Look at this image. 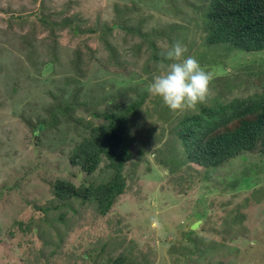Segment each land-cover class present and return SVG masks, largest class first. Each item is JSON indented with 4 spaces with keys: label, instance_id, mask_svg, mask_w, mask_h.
<instances>
[{
    "label": "rangeland",
    "instance_id": "374dc122",
    "mask_svg": "<svg viewBox=\"0 0 264 264\" xmlns=\"http://www.w3.org/2000/svg\"><path fill=\"white\" fill-rule=\"evenodd\" d=\"M132 6L126 23L120 15ZM41 18L70 19L80 31ZM196 23L182 0H0V264H110L120 254L125 264H264V155L172 170L176 161L168 158L182 150L173 127L182 115L148 92L159 58L186 28L185 56L212 74L215 96L252 93L264 52L209 48L200 35L191 42ZM105 28L113 29L103 35ZM144 92L130 121L126 189L110 212L101 216L79 201L58 206L55 180L78 186L108 179L106 161L89 176L69 163L89 127L102 122L96 114ZM52 116L57 124L49 128ZM201 238L208 243L195 245Z\"/></svg>",
    "mask_w": 264,
    "mask_h": 264
},
{
    "label": "trees",
    "instance_id": "16d2710c",
    "mask_svg": "<svg viewBox=\"0 0 264 264\" xmlns=\"http://www.w3.org/2000/svg\"><path fill=\"white\" fill-rule=\"evenodd\" d=\"M195 3L189 4L187 0H182L185 7H190L192 12L199 16L200 25H194V29L198 28L199 32L190 38L191 42L195 36L200 35L201 45L209 48L223 46L226 51H241L247 54L264 52V0H195ZM171 6L170 4L169 7ZM132 9L134 6L125 7L123 15H120L126 23L128 20L124 15ZM40 21L45 24L68 26L73 35L80 31L79 26L73 25L70 19H64L59 24L50 23L47 18H41ZM111 29L105 28L103 35ZM171 31H175V26L171 27ZM179 31L185 34L179 39L182 42L189 31L186 28H180ZM86 32L96 31L90 29ZM150 46L153 50L156 49L155 43ZM162 59L159 58L160 61ZM235 72L234 76H237L236 80L240 82V70ZM255 76L250 87L252 94L244 98L224 100L221 92L208 104L199 105L197 112L182 114L173 127L182 149L176 156L181 155V158L178 160L175 155L171 159L168 158V162L176 161L171 165L172 170L174 165L176 168L183 165L188 168L192 165L205 169L218 168L243 153L264 155V72ZM236 80L233 86L237 83ZM247 84L246 79L245 85ZM224 90L230 93L231 88L224 87ZM146 96V92L138 94L135 100L122 108L112 104L114 109L96 114L102 122L89 127L87 136L73 148L69 163L89 176L106 161V169L110 171L108 179L101 183H82L78 186L69 181L55 180L50 183V189L59 203L58 206L67 207L70 201H79L81 205H95L97 213L101 216L110 212L117 198L126 189L122 171L125 164L133 158L131 146L134 142L130 137V121L139 113ZM69 110L73 108L65 107V112ZM49 114L51 115V112ZM55 124L56 116H52L49 128ZM37 128L45 129L43 122L37 124ZM222 232L226 233L227 230ZM203 242L207 241L201 238L195 245ZM198 248L197 255H201L202 250ZM110 264H125V254H120ZM143 264L148 262L144 261Z\"/></svg>",
    "mask_w": 264,
    "mask_h": 264
},
{
    "label": "clouds",
    "instance_id": "9594fccd",
    "mask_svg": "<svg viewBox=\"0 0 264 264\" xmlns=\"http://www.w3.org/2000/svg\"><path fill=\"white\" fill-rule=\"evenodd\" d=\"M186 52L187 47L181 42L173 43L162 54L158 72L148 85V92L175 115L195 112L215 96L212 74L195 57L185 56ZM233 97L239 98L240 93L234 92Z\"/></svg>",
    "mask_w": 264,
    "mask_h": 264
}]
</instances>
